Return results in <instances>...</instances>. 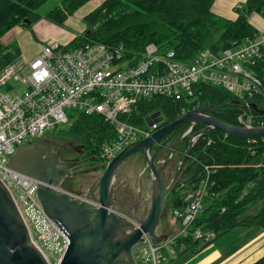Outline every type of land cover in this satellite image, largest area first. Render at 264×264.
<instances>
[{
    "label": "built area",
    "instance_id": "obj_1",
    "mask_svg": "<svg viewBox=\"0 0 264 264\" xmlns=\"http://www.w3.org/2000/svg\"><path fill=\"white\" fill-rule=\"evenodd\" d=\"M67 45L49 43L30 61L20 58L0 71V180L8 188L25 222L32 243L48 263L59 264L70 244L68 238L45 214L38 198L39 181L8 168L10 158L28 141L42 139L47 132L69 123L74 111L99 115L114 129L116 138L104 144L100 152L103 163H109L122 151L152 136L163 122L139 127L129 122L139 101L155 96L175 98L191 105L196 103V87L211 85L237 97L264 99L262 81L248 65L263 55L264 34L249 39L231 49L218 52L200 51L192 60L176 58L175 51L163 53L155 44H149L138 61L128 57L123 46L87 44L76 49ZM12 82L24 91L14 93ZM203 107L198 102L194 109ZM238 127L253 128L255 117L251 105L243 101ZM192 109V110H194ZM192 110H183L182 115ZM68 111H72L68 114ZM156 113V112H155ZM211 115L214 116L213 112ZM215 117V116H214ZM217 118V117H216ZM197 124H189L182 139L190 134L195 144L205 134L202 128L194 133ZM208 133V132H207ZM213 140L208 138L209 144ZM149 155V151H148ZM208 178L197 188L185 189L181 184L184 205L175 212L179 230L154 244L148 235L134 250L139 251L141 264H165L178 257L184 248L181 239L209 243L216 235L195 228L203 210ZM180 246V248H179Z\"/></svg>",
    "mask_w": 264,
    "mask_h": 264
},
{
    "label": "trees",
    "instance_id": "obj_2",
    "mask_svg": "<svg viewBox=\"0 0 264 264\" xmlns=\"http://www.w3.org/2000/svg\"><path fill=\"white\" fill-rule=\"evenodd\" d=\"M50 0H0V71L21 57L17 42L4 45L1 39L16 27L32 29L42 18L65 27L66 21L92 0H59V4L42 14L40 9ZM216 0H105L83 19L86 29L66 46L67 49L87 44H104L110 48L123 46L128 57L141 59L145 48L155 44L163 53L173 50L176 58L188 62L200 51L211 49L218 52L231 49L242 42L254 39L260 32L250 23L253 13L264 12V0H246L236 6L235 20L221 17L213 12ZM30 23H26V20ZM36 40V38H35ZM249 70L257 76L264 88V50L262 57ZM196 103L191 105L166 96H155L139 101L129 122L145 127V118L161 112L167 123L182 116L183 110H192L197 103L203 106H219L213 111L215 117L232 126H238V116L243 112V101L251 105L250 113L264 120V99L237 97L211 85L196 87ZM229 107H222L226 105ZM202 107V106H200ZM69 139L81 145L90 166L100 159L102 146L115 140L114 129L99 115H87L74 111L69 121ZM68 123V124H69ZM189 124L180 128L175 142L188 130ZM202 126L197 125L193 133ZM61 129V130H60ZM62 131V127L55 129ZM54 131V130H53ZM208 138L213 141L209 144ZM35 140L36 143L41 142ZM188 138L176 148V166L182 162L190 143ZM42 144V143H41ZM179 147V148H178ZM208 178L203 210L195 228L213 232L216 237L236 228L260 227L264 229V139L247 141L212 130L202 136L193 146L184 167V175L169 194L173 212L184 205L181 184L185 189H195ZM166 200V201H167ZM262 204L256 214H248L253 207ZM181 253L194 251L197 243L181 239ZM180 248V246H179ZM253 264H264V257Z\"/></svg>",
    "mask_w": 264,
    "mask_h": 264
},
{
    "label": "water",
    "instance_id": "obj_3",
    "mask_svg": "<svg viewBox=\"0 0 264 264\" xmlns=\"http://www.w3.org/2000/svg\"><path fill=\"white\" fill-rule=\"evenodd\" d=\"M26 23H30L27 19ZM231 104L222 106L229 107ZM219 106H203L182 115L171 123H165L151 137L136 143L122 151L109 163L81 169L86 161H62L59 152H50L48 147L28 141L9 160L8 168L40 182L38 198L47 217L68 238L70 244L59 264H137L133 250L143 243L148 235L154 244H160L166 236L157 234L162 213L169 194L175 189L184 175V167L194 146L192 140L178 172L173 175L167 171L169 158L161 159L162 164H155V157L148 156V151L159 145L157 153L171 140L172 133L186 124L195 123L203 126V133L217 130L225 135L254 141L264 139V126L244 128L232 126L211 115ZM161 112L147 118V124L163 122ZM182 138L173 144L171 153L182 142ZM144 153L147 168L152 174L153 188L151 207L146 215L139 212L124 216L113 202L117 201L116 181L121 165L131 156ZM89 161V160H87ZM103 169L104 173L93 183L87 196L73 195L62 190V183L67 177ZM125 173H123L124 175ZM139 197H142L140 191ZM208 243L197 242L194 251H200ZM0 264H49L40 250L32 243L29 230L19 210L2 180H0Z\"/></svg>",
    "mask_w": 264,
    "mask_h": 264
},
{
    "label": "rangeland",
    "instance_id": "obj_4",
    "mask_svg": "<svg viewBox=\"0 0 264 264\" xmlns=\"http://www.w3.org/2000/svg\"><path fill=\"white\" fill-rule=\"evenodd\" d=\"M92 1H93L92 3L89 2L90 6L100 2L101 0H92ZM58 4H59V0H50L40 9V12L42 14H46L48 11H50L52 8H54ZM218 7H220L223 11L227 10L226 6H224V7L218 6ZM254 14H255V16L252 17V21H254V22H256L254 20V17H263L264 18V12L263 13H253V15ZM81 15L78 14V15H74V16L70 17L67 21V24L65 23L66 26L71 27L74 31H79V29H81V27H84V26L86 28L84 21L79 19L81 17ZM39 23H40V25L38 26L37 31H35V29L33 30V28L31 30L30 29L28 30L26 28H22L23 32L21 34L17 35L18 36L17 42H19L20 44H23L22 45L23 48L24 47L28 48V47H31L32 45H34V43H36V41L34 40L36 38V36L39 37L41 41L46 42V44L52 43V42H57V43H60L62 45H67L68 43H70L72 41V34L73 33L68 28L60 27L59 25H56V24L52 23L51 21H49L48 19H45V18H42L39 21ZM52 26H54L56 28H51ZM10 37L11 36L9 34L4 35L3 38L1 39V42L7 43L9 41ZM11 84L15 88L14 89L15 94H19L22 91H24V87L22 85H20L19 83L12 82ZM71 112L72 111H68V114L70 115ZM70 127H71V123L62 126V130H64V132L57 131V130L47 132L45 134V137H43L42 140H40L41 142H39V144H41V143L45 144L47 142H54L61 149H65V148L67 149V152L66 151L64 152L65 154L69 153V155H72V156L78 154L77 152L79 149L82 148V146L79 144L76 145L74 142H72V140L69 139V136L67 135L68 134L67 131H69ZM71 143H73V145H75V146H73V148H70V146L67 147ZM82 156L80 155L79 157L81 158ZM132 159H134V160H132ZM137 159H138V157L128 158L121 165V167L119 168L118 173H117L118 178L116 181V185L118 184V186H122V184L125 183L124 181L127 180V178H129L127 183H128V185L131 184L132 187L134 188L133 174L138 172L141 169L142 177L139 179V187L138 188H140L142 191L145 192V201H144L145 203H143V209L142 210H145L148 213V211L150 210V207H151V196H152V188H153L152 179H153V177H152V174L149 170L148 171L145 170L147 165H145V163L143 165L136 163L135 161H137ZM141 162H142V158H141ZM86 166H90L89 163ZM171 166H174V163L172 165V162H171L169 169L167 171H174L176 169V167H174V169H172L173 167L171 168ZM82 169H86L85 166ZM126 170H127V174L123 176V172H125ZM103 173H104L103 169L95 170L90 174L79 177L78 180L81 182L80 184L75 183L74 185H69V186H65V187L63 186L61 188H62V190L70 191L73 194H76V192L74 190L75 188H78L79 191H81V192H86V191H88V189L91 187V185L93 183H95L96 181H98L100 179V177L102 176ZM261 205L262 204H259L255 207H253L252 209H250L248 214H255L259 210ZM174 222H175V213L172 210L171 200L168 199L165 203V207H164V210L162 213L161 223H160L159 228L157 229V234H170L171 229H173ZM170 235H173V234H170ZM221 237H223V236H221ZM221 237H219L214 242H217ZM44 255H46V253H44ZM134 257H135L136 263L141 264V260H140L138 250L134 251ZM49 264H55V262H52Z\"/></svg>",
    "mask_w": 264,
    "mask_h": 264
},
{
    "label": "crops",
    "instance_id": "obj_5",
    "mask_svg": "<svg viewBox=\"0 0 264 264\" xmlns=\"http://www.w3.org/2000/svg\"><path fill=\"white\" fill-rule=\"evenodd\" d=\"M103 1L104 0H101L100 2L90 6V3L93 2L91 1L89 4H86L79 11H77L75 15L82 14L79 19L83 21L85 16H87L90 12H92L99 5H101ZM245 1L246 0H216L212 10L215 14L221 17L235 20L238 15L234 12V8L237 5L244 3ZM218 6L221 7L226 6L227 10L223 11ZM253 16H255V14L254 15L252 14L249 18L250 23L260 33L264 34V18L254 17V20L256 21L254 22L252 21ZM38 23L33 26V30L35 29V31H37L38 26L40 25V23L39 24ZM66 24H65V28H68L73 33L72 40L76 37V35H79L86 29L84 26L81 27L79 31H74L71 27L69 26L67 27ZM51 28H56V27L52 26ZM22 32L23 31L21 27H16L12 29L7 33L11 36L9 38V41L3 44L9 45L13 42H17V37H18L17 35L21 34ZM35 41L36 43H34V45L28 48L25 47L23 48L22 47L23 44L17 42V44L21 49L22 60L24 61L32 60L33 58L37 57L40 54L42 48L45 45L49 44V43L46 44V42L41 41L40 38L37 36ZM178 230H179V224H177L175 221L173 224V229H171L170 234L177 233ZM170 234H159V235L169 236ZM181 252L182 250L178 254L177 258L172 259L165 264H253L260 258L264 257V229L260 227H251V228L239 227L223 235V237H221L217 242L214 243L212 242L211 244H207L200 251H187L184 253Z\"/></svg>",
    "mask_w": 264,
    "mask_h": 264
},
{
    "label": "flooded vegetation",
    "instance_id": "obj_6",
    "mask_svg": "<svg viewBox=\"0 0 264 264\" xmlns=\"http://www.w3.org/2000/svg\"><path fill=\"white\" fill-rule=\"evenodd\" d=\"M184 126V125H183ZM182 127V126H181ZM180 127V128H181ZM180 128H178L177 130H175L173 133H172V135H171V140H170V142H168L166 145H163L162 146V148L159 150V152L157 153V149H158V147H159V145H162L164 142H165V139L164 140H162L161 142H159L157 145H155L154 147H152L150 150H149V157H152L153 155H155V154H157L156 155V157H155V164L157 165V166H159L160 165V163L162 162L161 161V158L162 159H165L166 157H170L169 158V165H168V167H167V170L169 169V166H170V164H171V162H172V165H173V163H174V166H171V168L172 169H174V167H176V169L174 170V171H172L173 172V175H175L177 172H178V169H179V167H180V164H179V166H175L176 165V163H175V161H173V159H174V156H176V148H175V150H174V152H172L171 153V149H172V147H173V144L175 143V137H176V134L180 131ZM182 137H183V135H182ZM181 137V138H182ZM180 138V139H181ZM188 138H190V134L189 135H187L183 140H182V142L181 143H183L184 141H186ZM189 143H190V140H189ZM43 145H45V146H47L48 147V149H49V151L50 152H59L60 153V155H61V160L62 161H72V162H82V161H86L83 165H81L80 167H78V168H76V169H74V170H72V172H75V171H78V170H81L84 166H85V168H89V167H93V166H96V165H99V164H101V162H97V163H95V165H93V166H86L88 163H90V158H87L86 157V154H85V150L84 149H79L78 150V154H76V155H74V156H72V155H69V153H67V154H65L64 152L66 151L67 152V149L65 148V149H61L57 144H55L54 142H47V143H43ZM180 145V144H179ZM70 146V148H73V146H75V145H73V143H71V144H69L67 147H69ZM179 148V147H178ZM189 150V149H188ZM188 152V151H187ZM187 154V153H186ZM82 156L81 158L79 157V156ZM190 156V155H189ZM133 157H138V159H137V161H135L136 163H138V164H144L145 163V165H147V161L145 160L146 159V157H145V154L144 153H138V154H135V155H133V156H131V157H129V158H133ZM141 158H142V162H141ZM135 159V158H134ZM134 159H132V160H134ZM87 160H89V161H87ZM163 163V162H162ZM145 170H149L147 167H146V169ZM150 171V170H149ZM90 173H92V172H89V173H86V174H82V175H79L78 177H67V178H65V180L63 181V183H62V187L64 186H69V185H74L75 183H78V184H80L81 182L78 180V178L79 177H81V176H84V175H87V174H90ZM123 173H125L124 175H126L127 174V170L125 171V172H123ZM123 175V176H124ZM142 177V173H141V169L138 171V172H136V173H134L133 174V180H134V188L132 187V185L131 184H129L128 185V179L129 178H127V180L125 181V183L124 184H122V186H118V184L117 185H115V189H116V197H117V201L115 202H113V205H115L116 206V208H117V210H119L120 212H121V214L122 215H124V216H130V215H133L134 214V211H135V209L137 208V207H139V212L142 214V215H146L147 214V212L145 211V210H142L143 209V203H145L144 201H145V192L144 191H142L140 188H138L139 187V179ZM75 190V192H76V194H73V193H71L70 191H68L69 193H71V194H73V195H75V196H77V195H80V197H81V199H84L86 196H87V193H88V191H86V192H81V191H79V189L78 188H75L74 189ZM89 190V189H88ZM140 191H142V197L140 198L139 197V194H140Z\"/></svg>",
    "mask_w": 264,
    "mask_h": 264
}]
</instances>
